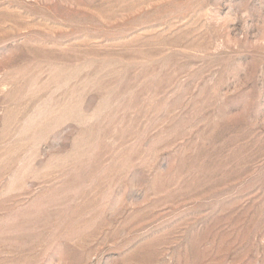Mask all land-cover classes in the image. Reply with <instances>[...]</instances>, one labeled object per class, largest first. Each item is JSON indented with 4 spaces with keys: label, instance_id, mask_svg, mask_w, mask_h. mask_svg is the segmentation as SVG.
I'll return each instance as SVG.
<instances>
[{
    "label": "rangeland",
    "instance_id": "obj_1",
    "mask_svg": "<svg viewBox=\"0 0 264 264\" xmlns=\"http://www.w3.org/2000/svg\"><path fill=\"white\" fill-rule=\"evenodd\" d=\"M0 264H264V0H0Z\"/></svg>",
    "mask_w": 264,
    "mask_h": 264
}]
</instances>
